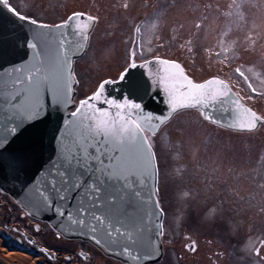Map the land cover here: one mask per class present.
Listing matches in <instances>:
<instances>
[{"label": "rangeland", "instance_id": "rangeland-1", "mask_svg": "<svg viewBox=\"0 0 264 264\" xmlns=\"http://www.w3.org/2000/svg\"><path fill=\"white\" fill-rule=\"evenodd\" d=\"M9 4L43 24L65 22L74 13L96 18L88 52L75 62L77 106L105 80H118L132 60L158 57L180 62L198 83L212 77L227 81L264 116V0H9ZM149 140L158 166V201L168 212L162 240L165 255L156 264H264V245L259 254L255 251L264 242V124L251 133L237 132L187 109ZM3 194L16 206L15 222H20L21 208ZM3 229L0 216L1 245L17 242L9 235L11 230ZM45 241L62 247L89 246L96 255L102 253L91 243L60 232ZM191 241L195 251L187 248Z\"/></svg>", "mask_w": 264, "mask_h": 264}, {"label": "snow or ice", "instance_id": "snow-or-ice-1", "mask_svg": "<svg viewBox=\"0 0 264 264\" xmlns=\"http://www.w3.org/2000/svg\"><path fill=\"white\" fill-rule=\"evenodd\" d=\"M0 5L7 7L8 11L20 20L27 19L9 6V0H0ZM83 15L85 14L74 13L69 17V21L78 22ZM94 19L86 16L87 22ZM29 22L49 31L36 32L33 42L27 45L33 50V63L24 69L14 68L13 71L18 75L11 81V85L17 91L9 90L5 95L4 90L0 89V103L8 105L9 110L14 112L8 119L13 122L19 120L10 130L13 135L24 122V118L33 119L39 116L41 90L50 89L58 105L71 103L73 76L69 71L71 58L65 39L59 40V46L53 53L49 47L54 39L50 26L37 24L35 19ZM87 22H78L75 25L73 34L79 39L71 42L74 45L72 55L82 54L85 50L87 30L90 26ZM69 26L66 22L55 27L66 29ZM132 55H136L135 50ZM155 62L161 66L162 73L158 86H162L163 91L167 93L173 113L179 109L199 106L207 108L230 93L223 80L213 78L205 83H194L184 74L180 64L158 57ZM136 66L135 62L130 64L132 68ZM236 72L241 77L245 76L240 68H237ZM124 78L125 74L122 73L120 80ZM111 83L113 81H104L93 96L81 101L76 110L71 112L72 119L66 121L65 135L60 138V161L49 173L48 186L60 201H66L68 194L74 190L82 189L84 192L82 201L68 213L70 224L65 227L66 232H71L72 226L86 227L89 229L90 238L106 253L113 252L114 247L119 245L120 252L117 254H132L131 245L139 244L142 239L139 225L128 211L141 196V193L133 188V183L138 175L147 178L154 173V154L149 138L158 131V124L154 123V120L161 124L167 121L144 115L138 103H130L127 99L117 103L106 98L104 85ZM248 87L252 92H256L251 83ZM90 101L107 104L114 107L116 112L95 107ZM233 102L239 107L238 102ZM202 114L208 120L213 119L206 113ZM241 115L238 125L240 130H255L257 122L264 120L249 108H243ZM68 129H72L71 134ZM6 139L0 137V146ZM85 176L88 177L87 182ZM36 197L34 206L52 207L45 191L37 189ZM57 211L61 216L65 214L59 207ZM155 217L159 221L162 212L157 211ZM156 235H162V227H157Z\"/></svg>", "mask_w": 264, "mask_h": 264}, {"label": "water", "instance_id": "water-1", "mask_svg": "<svg viewBox=\"0 0 264 264\" xmlns=\"http://www.w3.org/2000/svg\"><path fill=\"white\" fill-rule=\"evenodd\" d=\"M86 16L88 15L81 16L78 22H87ZM29 21L28 19L20 20L12 12H9L7 7L0 5V89L4 90L5 95L8 94L9 90L17 91L11 85V81L18 75V73L13 71L14 68L24 69L33 63V50L27 45L33 42L34 34L36 32L49 31V29H41L37 25L31 24ZM66 22L70 25L66 29H56V25H49L54 35L49 47L54 53L59 46V40L61 38L65 39L66 48L71 58L69 71L73 76L74 61L85 53L95 20L87 22L90 26L87 30L88 39L85 42V50L82 54L77 55L71 54L74 46L71 42L79 39L73 34L75 25L78 22H71L69 19ZM155 61L156 58L142 63H135L137 65L135 68L129 66L123 72L125 74L124 80H120V78L116 81L109 80L113 81V83L104 85L105 97L115 100L117 103H122L124 99H127L130 103H138L141 105L144 115L159 117L160 121L168 122L177 112L185 109H179L176 113L171 111L167 93L163 91L162 86H158L159 76L162 73L160 71L161 66ZM183 71L189 79L196 83L186 74L184 69ZM9 73L11 75H8ZM45 74L47 75V73ZM208 80L201 83H205ZM224 82L230 89L228 96L211 103L207 108L199 106L187 109L200 111L205 120L216 125L237 131H248L240 130L238 125L242 118V109L251 108L244 104L229 83ZM75 85L76 81L73 76L72 91L70 93L71 103L67 105L56 104L50 89L41 90L39 95V105L41 106L39 116L33 119L24 118V122L20 124L14 135L10 130L15 126V123H19V120L15 122L9 120L8 117L13 116L14 112L9 110L8 105L0 103V109H3V111H0V137L7 138L6 142L0 146V189L10 195L30 215L49 223L67 238L91 242L106 256L113 257L125 264L156 263L162 258L163 245L161 236L157 237L156 235L157 227H161L162 218L157 221L155 217V213L157 211L161 212V210L156 193L157 171L154 156V173L147 178L138 175L133 183V188L139 191L141 196L128 208V211L139 225L142 239L139 244L131 245L132 254H117L120 252L119 245L114 247L113 252L106 253L95 240L90 238L89 229L86 227L72 226L71 232L64 230L70 224L68 213L72 212L77 204L82 201L84 192L82 189L74 190L68 194L66 201H60L56 194L51 192L48 186V179L49 173L54 170V166L60 161V138L65 135L66 121L72 119L70 114L76 107L74 100L76 95ZM233 101L238 102L239 107ZM90 103L95 107L112 113L116 112L114 107H109L107 104L95 101H90ZM202 113H206L213 119H206ZM262 122L263 120L257 122V128ZM154 123L158 124V131L155 133L157 134L165 123L161 124L155 120ZM68 132L71 134L72 129H68ZM87 181L88 177L85 176V182ZM37 189L45 191L49 195V204L52 207L34 206L37 199ZM57 207L64 211L65 214L63 216L58 214ZM262 244L263 242L260 246ZM260 246L256 249V254ZM187 247L191 251L194 250V244H188ZM137 253L139 258H137Z\"/></svg>", "mask_w": 264, "mask_h": 264}, {"label": "flooded vegetation", "instance_id": "flooded-vegetation-1", "mask_svg": "<svg viewBox=\"0 0 264 264\" xmlns=\"http://www.w3.org/2000/svg\"><path fill=\"white\" fill-rule=\"evenodd\" d=\"M161 207L167 219L168 212L166 211V209L163 207L162 204H161ZM12 208L14 210L13 219H15L16 218V211H15L16 206L13 204ZM19 219H20V222L18 223L13 222L14 226L12 228L9 227L7 223V225H5L6 226L5 233L6 231L11 230L9 232V235H12L13 238L17 237L18 243H22L24 245L26 244V245H29V247H32L35 251L36 257H38V260H40L39 264H75V261L79 262V264H100V260H104V263L106 264L110 262H114V264H125L113 258H108L103 253H100V252L99 254L96 255L94 250L89 248V246L87 248L85 247L77 248L74 246L62 247L58 245L57 242L54 245H50L45 240L49 237L56 236L58 233L54 231L47 223H42L40 221L35 220L34 218H30L29 216L25 215L22 211L20 213ZM166 219H165V223H166ZM20 224L24 230L23 229L21 230L19 228ZM25 231H26L27 236L29 237L25 238V237H22V234H18V232L25 233ZM44 237L46 238L43 240ZM190 243L194 244L193 251H195L196 250L195 243L193 241H191ZM91 245L92 244H90V246ZM263 245H264V242H263Z\"/></svg>", "mask_w": 264, "mask_h": 264}, {"label": "bare ground", "instance_id": "bare-ground-1", "mask_svg": "<svg viewBox=\"0 0 264 264\" xmlns=\"http://www.w3.org/2000/svg\"><path fill=\"white\" fill-rule=\"evenodd\" d=\"M185 146H186V144L184 143V147ZM165 219H166V215H165ZM164 236H165V220H164ZM1 243H2V238L0 237V247L4 246L3 249L0 248V252L3 253L2 252V250H3L4 252L8 253L6 255L7 257H3L0 254V263L1 264H36V263H38L37 258L31 257V256L23 253L19 249L18 245L16 246V248H14V247L9 248V245H12V244L5 246V245H1ZM10 251H13V252H10Z\"/></svg>", "mask_w": 264, "mask_h": 264}]
</instances>
